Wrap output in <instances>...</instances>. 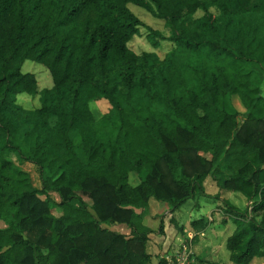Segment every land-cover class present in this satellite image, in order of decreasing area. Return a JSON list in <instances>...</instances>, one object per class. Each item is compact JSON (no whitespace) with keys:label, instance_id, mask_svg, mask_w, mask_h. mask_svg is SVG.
<instances>
[{"label":"trees","instance_id":"1","mask_svg":"<svg viewBox=\"0 0 264 264\" xmlns=\"http://www.w3.org/2000/svg\"><path fill=\"white\" fill-rule=\"evenodd\" d=\"M141 27L154 48L174 44L164 58L130 47ZM26 60L52 87L39 90ZM263 79L264 0H0V264H150L156 231L137 210L211 197L208 176L248 200L213 196L236 224L231 261L264 260ZM21 93L41 105L23 107Z\"/></svg>","mask_w":264,"mask_h":264},{"label":"rangeland","instance_id":"2","mask_svg":"<svg viewBox=\"0 0 264 264\" xmlns=\"http://www.w3.org/2000/svg\"><path fill=\"white\" fill-rule=\"evenodd\" d=\"M129 7L146 25L152 27L153 29L159 30L166 36L170 35V29L166 26L165 21L163 19L153 16L150 12H148L147 10H145L144 8L136 4L130 3ZM201 14H202L201 11L197 13V15H201ZM147 35H148V29L145 27H141L140 34L136 35L129 43L130 47L137 53H142L144 51H152V50L157 51L159 56L161 58H164L165 55L174 46V44L171 41L165 39V40H160V46L157 48H154L151 45ZM22 69L24 72H31L36 75L38 84H39V90L52 87L53 85L52 76L48 68L44 66L43 64L32 61V60H26L25 63L23 64ZM262 92L264 95V79H263V84H262ZM18 103L27 109H34L41 105L39 94L33 96L28 93L19 94ZM234 104L240 110L243 109L242 105H240L237 99H234ZM93 107H94L93 108L94 111L98 114V113H102L106 111V109L108 108V104L105 102H99V103H95ZM242 120L243 118L240 117L239 121L242 122ZM19 164L24 170L30 173L33 179L34 185L38 188H41L42 181L40 178L39 168L36 165L29 163V162H23ZM131 181L138 182L139 181L138 176L136 174H132ZM216 183L217 182L215 181L213 177L212 178L209 177V180L207 182V189L210 192H212L213 185ZM220 194L222 198L229 199L232 204L236 205L239 208H245L248 205L246 202L245 196L240 192L227 190L224 194L222 192ZM53 195L54 197L58 198L56 194H53ZM236 195H240V196H236ZM213 196L214 195H212L211 198H208L205 196L198 195L194 198L187 200L183 205L180 206V208H178L174 212L171 211V207L169 204H167V208H158V209L156 208V213L158 214L157 215L158 217L153 220H150L152 227L153 229H155L156 233H157V230L159 229L162 219H163V222L166 221V224L169 223V225H167L168 227L172 225V222L169 220L170 212L174 214L178 212L177 213L178 219L184 221L182 226L187 227V230H188V231H184L183 227H179V221L176 220L178 223L176 230L174 229V225H173L172 228H169V232L171 233L173 232L174 234H176V236L180 235L181 237L180 242H177L176 244H174L175 247L173 248L170 247L166 252H164V249L162 247L161 249H159V246H158L157 251L161 253V254L159 253L158 255H161V257L172 256L183 243L189 244L190 242L191 245H193V249L195 250L196 255L198 256L200 263L207 264V262H205L207 260H204L201 256H199L198 255L199 253H197V250L195 249L194 238H195L196 229L192 230L193 226L190 223V219L193 218V216L188 217L186 214V212L191 211L195 215L199 214L196 216L197 218H200V217L204 219L207 218L208 221L212 222V225H213L212 235H214V237L217 236V239H218V244H219L218 251L220 253L219 257H221L224 261H229L230 251L227 248V239L234 232L236 228V224L231 219L228 221L227 224L223 223L222 220L224 217V213L221 211H220V215L216 216L217 210H219L221 202L218 201ZM194 204H199L200 207H196L194 206ZM200 213H203L204 215ZM210 217L213 219L212 221L210 220ZM0 226L5 227L6 223L0 220ZM193 228H196V227H193ZM204 228H206V226H204ZM175 241L176 239L175 240L173 239V242ZM170 243L172 242L170 241ZM151 247H152V251H155L156 248L154 247V245H152ZM158 255H155V258L153 259V263L157 262Z\"/></svg>","mask_w":264,"mask_h":264},{"label":"crops","instance_id":"3","mask_svg":"<svg viewBox=\"0 0 264 264\" xmlns=\"http://www.w3.org/2000/svg\"><path fill=\"white\" fill-rule=\"evenodd\" d=\"M157 52V51H156ZM137 53V52H136ZM132 177V175H131ZM208 176L205 180V187H206V192L210 195H215L218 194L219 191L220 193L222 192L223 194L227 191V190H221L219 188V186L216 184L213 185V191L210 192L207 189V182L209 180ZM212 178V177H211ZM219 188V189H218ZM236 196H240V195H236ZM211 198V197H208ZM243 198V197H242ZM246 198V197H245ZM230 201V200H229ZM246 202L248 204V200L246 198ZM164 202L158 201L155 198H151L150 202H149V208L147 210H142V209H138V212H142L145 215V223H148L147 221L149 220H153L155 218H157L158 214L156 213V208H167V203L163 204ZM194 206L196 207H200L199 204H194ZM201 209V208H200ZM220 211L222 212V210L219 208V210H217V215H220ZM178 213V212H177ZM174 214L170 212V221L172 222V225H170L169 227L167 225H169V223L166 224V221H164V231L159 232V233H154L150 236V241H149V251L152 253L153 257H152V262L150 264H157L158 260L156 263H153V259L155 258V255H158L160 252L157 251V247L159 246V249H161V247L164 249V252H166L170 247L173 248L175 247L174 244H176L177 242H180V235L176 236V234H174L173 232H169V228H172V226L174 225V229L176 230L177 227V221H179V227H183V220L178 219V214ZM188 217L193 216V218L190 219V223L192 225V222L195 220H199L200 218H197L196 216L199 215H195L193 214V212L189 211L186 212ZM203 214V213H200ZM204 215V214H203ZM172 217V218H171ZM177 220V221H176ZM210 220L212 221L213 219L210 217ZM206 221V228H204V226L200 223L198 224L199 226H194L196 228L192 227V230H195V238H194V244H195V249L197 250V253H199L198 255L201 256L204 260H207L208 262L211 263H217V264H233V262L230 259V255H229V261H224L221 257H219V251H218V239L217 236L214 237V235H212V230H213V225L212 222L208 221L207 218H205ZM209 222V223H208ZM189 223V225H190ZM171 224V223H170ZM112 228L117 229L120 232L123 233H129V228H127L124 225H120V224H115V225H111ZM184 231H188L187 227H183ZM190 228V227H189ZM181 230V229H180ZM194 232V231H193ZM173 239L176 241L173 242ZM154 240V241H153ZM170 241L172 243H170ZM152 245H154V247L156 248L155 251H152ZM161 254V253H160ZM161 257V255H158V259ZM164 257V256H163ZM252 264H264V260L262 258H255L252 262Z\"/></svg>","mask_w":264,"mask_h":264},{"label":"built area","instance_id":"4","mask_svg":"<svg viewBox=\"0 0 264 264\" xmlns=\"http://www.w3.org/2000/svg\"><path fill=\"white\" fill-rule=\"evenodd\" d=\"M166 264H202L196 255L193 245L183 243L172 256H165Z\"/></svg>","mask_w":264,"mask_h":264}]
</instances>
